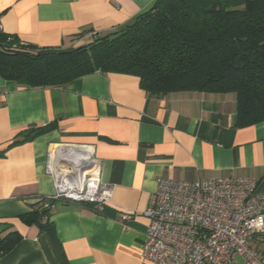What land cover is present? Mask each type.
Wrapping results in <instances>:
<instances>
[{
    "label": "crops",
    "instance_id": "1",
    "mask_svg": "<svg viewBox=\"0 0 264 264\" xmlns=\"http://www.w3.org/2000/svg\"><path fill=\"white\" fill-rule=\"evenodd\" d=\"M156 1L0 0V32L38 50L69 51L126 28ZM49 124L52 131L15 144L29 127ZM68 144L94 148L112 196L100 213L53 203L42 224L52 225L54 244L17 217L53 195L48 155ZM227 177L254 180L264 192V119L239 127L234 93L155 97L137 77L118 73L95 72L61 88H24L0 77V230L21 236L0 264H152L142 257L143 213L157 179ZM249 245L264 255V235Z\"/></svg>",
    "mask_w": 264,
    "mask_h": 264
},
{
    "label": "trees",
    "instance_id": "2",
    "mask_svg": "<svg viewBox=\"0 0 264 264\" xmlns=\"http://www.w3.org/2000/svg\"><path fill=\"white\" fill-rule=\"evenodd\" d=\"M95 72L137 77L151 96L234 93L239 127L264 119V0H157L126 28L69 51H45L0 32V77L24 88H61ZM54 129L31 126L15 144ZM55 202H48L50 208ZM38 205L17 217L56 244ZM4 229V228H3ZM0 230V257L21 240Z\"/></svg>",
    "mask_w": 264,
    "mask_h": 264
},
{
    "label": "built area",
    "instance_id": "3",
    "mask_svg": "<svg viewBox=\"0 0 264 264\" xmlns=\"http://www.w3.org/2000/svg\"><path fill=\"white\" fill-rule=\"evenodd\" d=\"M45 171L54 193L37 200L43 208L50 201L86 204L100 213L111 201V188L100 182V165L90 145L53 148ZM143 215L149 224L142 257L152 264H264V255L249 245L264 235V192L254 180L157 179Z\"/></svg>",
    "mask_w": 264,
    "mask_h": 264
}]
</instances>
